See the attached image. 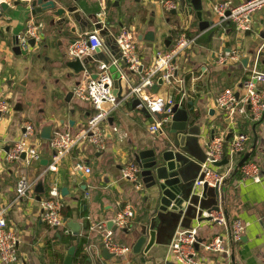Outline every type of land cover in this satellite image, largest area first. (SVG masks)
I'll return each instance as SVG.
<instances>
[{
  "label": "crops",
  "instance_id": "obj_1",
  "mask_svg": "<svg viewBox=\"0 0 264 264\" xmlns=\"http://www.w3.org/2000/svg\"><path fill=\"white\" fill-rule=\"evenodd\" d=\"M3 1L8 9L3 10L0 19V94L7 99L12 110L0 120V203L10 206L8 227L17 233L19 239L16 264H63L69 251L67 244L61 242L64 232L50 228L42 221V201L53 188L60 192L64 220L70 229V234L65 235L78 237L69 226L75 222L79 225V236L86 237L84 251L89 258L88 264H176L171 260L170 246H155L147 254L146 262L142 261V254L133 253L136 220L127 230L114 232L120 245L123 243L122 246L132 249L127 260L116 256L104 258L106 248L97 230L98 225L105 223L107 226L109 221H114L127 206L134 208L136 216L144 212L140 190L122 177V171L136 164L133 156L136 152L150 150L165 138L166 130L156 134L150 132L149 128L158 121L157 117L134 106L135 99L126 98L128 89L123 84L125 98L111 113L112 126L109 120L106 126V132L110 131V135L106 134V150L98 152L86 144L75 149L57 172H48L54 152L52 139L47 141L42 138L44 128L54 125L53 134L59 129L77 130L88 122L94 112L90 104L78 101L73 94L75 87L89 78L87 73L76 77L66 66L73 60L69 47L84 35L74 34L70 28L60 33L56 23L58 19L50 12L32 15L31 0ZM54 1L58 8L74 5L85 17L97 16L107 32L102 35L110 49L106 47L115 55L118 54L115 37L122 28L128 29L137 39L139 57L145 69L154 65L158 51L168 49L166 42L169 38L171 45L180 33L194 41L192 48L175 62V77L183 83L186 99L181 102L177 94L174 99L189 113L192 126L201 128L197 146L206 156L213 138L224 137L228 149L235 136L245 134L246 153H250L257 136L258 144L249 161L256 163L262 174V182L258 184L245 178L241 170L235 172L244 155L230 157L226 150L224 159L229 158V164L216 168L221 173L229 172L227 179L230 182L221 190V212L229 221L226 219L227 226L213 221L193 223L192 228L198 229L201 242L196 247L197 259L201 264H264V116L259 122L249 118L233 121L215 104L222 91L239 90L240 82L254 67L257 52L264 42V10L252 17L248 32L239 34L230 22L218 26L213 7L220 2L239 5L246 0H208L204 4L203 20L215 25L204 31L200 30L195 14H170L163 4L172 0H121L118 5L115 0ZM173 2L175 9L179 10L178 1ZM100 14L104 16L98 17ZM30 21L41 25L42 40L28 52L17 55L13 51L14 38L24 34ZM95 24L96 19L91 21L86 34L97 29ZM148 32H153L155 41H140L139 36ZM235 53H239L238 60L219 64L220 58ZM248 55H252V59L249 68H246L241 58ZM92 57L96 59L88 69L90 73L97 69L100 62L108 59V53L102 50L101 54ZM259 69L264 72V59L259 62ZM111 70L113 78L118 71ZM131 78L135 84L141 80L138 74H132ZM154 94L167 99L170 90L162 85ZM26 122L36 126L35 148L41 155V161L30 166H27L25 158L7 162L6 155L23 137ZM71 122L75 125L71 126ZM114 128L118 129L117 133ZM80 163L92 172L75 173L74 167ZM22 176L35 184L33 192L25 197L17 194V184ZM39 184L45 190L42 195L36 192ZM64 189L67 192L64 193ZM204 216L210 215L204 213ZM238 219L246 224V230L241 241L234 242L230 224ZM217 237L223 240L228 254L205 250V245ZM58 255H62L63 260Z\"/></svg>",
  "mask_w": 264,
  "mask_h": 264
},
{
  "label": "built area",
  "instance_id": "obj_2",
  "mask_svg": "<svg viewBox=\"0 0 264 264\" xmlns=\"http://www.w3.org/2000/svg\"><path fill=\"white\" fill-rule=\"evenodd\" d=\"M134 1V0H128ZM3 0H0V19L3 13ZM167 11L176 8L173 1H167L164 4ZM264 10V0H246L239 5H233L231 2H220L213 7V12L218 20V26L230 22L239 34H244L251 29L252 17L259 11ZM230 12L227 17L226 13ZM104 14L98 15L102 17ZM102 24L96 19V24ZM104 24H102L103 26ZM104 28V26H103ZM41 25L35 21H30L27 28L19 39V46L23 52L30 50L29 41L35 40L40 43ZM137 39L128 29L122 28L115 37V45L118 54L115 55L109 49L102 38L101 31L94 29L80 39L76 40L69 47V55L73 59L85 60L96 54L97 50H106L108 53V63L102 61L96 70L90 73L87 68L88 79L74 89V96L78 101L90 104L94 110L93 115L88 122L77 130H57L54 132L51 140V148L54 156L51 164L48 166V172H57L63 161L77 148L86 144L91 145L98 152L106 150V126L111 113L121 104L125 98H134L140 101L139 108L146 109L152 115L162 116L152 125L149 130L156 134L159 131L167 130L173 119L171 108L176 105L175 95L181 97V102L186 99L182 82L175 77V62L192 48V41L186 34L180 33L174 43L165 51L156 53L154 65L145 69L139 57ZM239 53L234 55L227 54L220 58L219 64L225 65L228 61L239 59ZM264 59V42L257 52L256 62L248 75L240 82L239 90L226 89L217 97L215 104L222 113L230 120L237 121L240 118H249L253 122H259L264 116V72L259 69V62ZM110 68H115L121 74L123 84L127 87V94L120 100L114 95V80L110 74ZM96 71V72H95ZM96 75V78L93 76ZM132 74L141 76L138 84H135L131 78ZM158 79L163 81V85L170 90V96L167 99L158 97L153 92V87L157 85ZM170 108H167V107ZM11 105L0 94V120L11 113ZM24 135L20 141L7 153L6 161L15 162L22 159L25 154L27 166L41 161V155L35 148L37 137L36 126L31 122L24 123ZM114 132H118L114 128ZM247 137L245 134L235 136L226 149L224 137H215L209 144L206 152V160L201 164L200 174L195 181V188L202 190L205 185L215 188L222 185L227 179L228 173H221L214 164L222 162L225 158L226 150L229 156H243L248 147L246 146ZM85 171L90 174L91 169L83 164H77L74 172ZM242 175L252 180L254 183L262 182L260 167L251 161H248L241 168ZM122 177L132 182L137 189H142L140 179V168L138 165H131L122 171ZM34 183L29 181L26 176H22L17 184V194L19 197H25L34 190ZM63 203L61 201L58 189H51L45 199L42 201V221L50 228L63 230L65 234H70V229L63 216ZM10 206L0 203V263L16 264L18 262L19 239L17 233L8 227L7 217ZM215 214V213H213ZM211 215L213 222L227 226V220L221 213ZM135 217V210L132 206H127L113 221L118 230H127ZM231 236L234 242H240L245 234L246 224L241 220H235L230 224ZM100 233L104 247L114 256L127 260L132 253V249L120 245L115 239L113 231L109 230L106 224H100L97 227ZM199 233L197 228L189 230H178L170 245V257L176 264H201L197 259L196 246L199 243ZM205 250L221 254H228L224 242L217 237L205 245Z\"/></svg>",
  "mask_w": 264,
  "mask_h": 264
},
{
  "label": "water",
  "instance_id": "obj_3",
  "mask_svg": "<svg viewBox=\"0 0 264 264\" xmlns=\"http://www.w3.org/2000/svg\"><path fill=\"white\" fill-rule=\"evenodd\" d=\"M72 1L78 3L81 0ZM115 1L118 5L121 0ZM172 1H178L179 10L173 9L169 11L170 14L177 15L179 12H184L187 16L195 14L201 31L215 25L214 22L203 20L204 4L208 0ZM2 7L5 11L8 9L7 4H3ZM30 7L34 16L50 12L54 18L58 19L56 23L60 28V33L64 32L66 28H70L72 33L85 36L88 27L91 25V21L97 19V16L85 17L78 6L70 5L58 8L54 0H31ZM230 14V12H227L226 16L229 17ZM96 28L101 31V35L107 33L102 24H97ZM139 40L154 42V34L153 32H148L145 35H140ZM170 45L171 38L166 42L167 48ZM29 46L30 48H34L36 46L35 40H30ZM13 51L17 55H22L23 53L17 37L14 38ZM96 54H101V50H97ZM96 57H88L83 61L73 59L66 63V66L72 70L74 76H81L94 63ZM251 59L252 55H248L242 57L241 62L246 68H249ZM104 62L108 63V59ZM111 69L112 72L116 71L115 68ZM93 78H96V75ZM113 80L114 95L121 100L123 98L121 74L117 73L114 75ZM162 85L163 81L160 79L158 84L153 87V92L157 93L159 87ZM133 104L136 107L141 105L137 99L134 100ZM167 108L170 107L168 106ZM144 111L147 112L146 109ZM171 113L173 114V119L170 127L165 132V138L157 142L152 149L136 152L133 155L136 164L140 168L142 189L139 191V198L145 204L144 212L139 216L135 214L133 218V220H136L135 232L133 233L136 234V242L133 246V253L137 255L142 254L143 262H146L147 254L155 246H170L178 229H192L195 221H198L200 224L206 221H213L211 215L213 213H221L223 202L221 190L230 182L228 178L221 186L217 185L215 188H211L208 185H205L202 190L195 188V181L200 174L201 164L206 160L205 152L197 146L199 145L201 128L192 126L189 113L181 105L176 104L172 107ZM155 116L158 120L162 119V116L159 114ZM74 123L71 122V126H74ZM109 123L112 126L113 120L111 118L109 119ZM53 130L54 125L44 128L42 138L50 141ZM106 134L107 136L110 135V131L108 130ZM257 144L258 137L256 136L252 152L244 154L235 172L241 170L251 159ZM25 157L26 155L23 154L22 158ZM229 162V158H226L222 162L214 164V166L222 167L228 165ZM45 164L47 165L48 162H45ZM36 192L39 195L45 193L41 184L37 186ZM63 192L65 193L67 190L64 189ZM204 213L210 216L205 217ZM225 218L228 220L227 216ZM69 226L73 229L75 235L79 237V225L71 222ZM107 228L113 232L118 231L113 221L108 222ZM75 254L76 247L70 248L63 264H75ZM103 256L106 259L115 257L107 249H104Z\"/></svg>",
  "mask_w": 264,
  "mask_h": 264
},
{
  "label": "trees",
  "instance_id": "obj_4",
  "mask_svg": "<svg viewBox=\"0 0 264 264\" xmlns=\"http://www.w3.org/2000/svg\"><path fill=\"white\" fill-rule=\"evenodd\" d=\"M109 49L110 47L106 45ZM226 155V154H225ZM69 216V214H68ZM62 239L61 242L64 244H67V248L70 249L72 247H76V254L74 258L75 264H88V256L86 255L84 251V245H85V238L84 236L74 237L71 235H65V233H62ZM58 258L60 260H63L62 255H58Z\"/></svg>",
  "mask_w": 264,
  "mask_h": 264
},
{
  "label": "rangeland",
  "instance_id": "obj_5",
  "mask_svg": "<svg viewBox=\"0 0 264 264\" xmlns=\"http://www.w3.org/2000/svg\"><path fill=\"white\" fill-rule=\"evenodd\" d=\"M127 94V93H126Z\"/></svg>",
  "mask_w": 264,
  "mask_h": 264
}]
</instances>
